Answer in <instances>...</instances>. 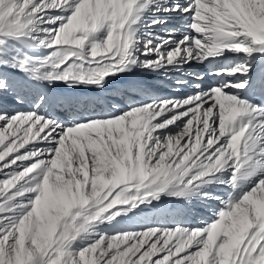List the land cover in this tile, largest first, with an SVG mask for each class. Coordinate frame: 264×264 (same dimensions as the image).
<instances>
[{
    "label": "snow or ice",
    "instance_id": "1",
    "mask_svg": "<svg viewBox=\"0 0 264 264\" xmlns=\"http://www.w3.org/2000/svg\"><path fill=\"white\" fill-rule=\"evenodd\" d=\"M0 264H264V0H0Z\"/></svg>",
    "mask_w": 264,
    "mask_h": 264
},
{
    "label": "bare ground",
    "instance_id": "2",
    "mask_svg": "<svg viewBox=\"0 0 264 264\" xmlns=\"http://www.w3.org/2000/svg\"><path fill=\"white\" fill-rule=\"evenodd\" d=\"M164 94H171V93L165 92ZM176 95H180V94L179 93H176ZM164 199H165V202H166V199L167 198H164ZM208 215L210 216V214H208ZM169 222H171V221L169 220ZM191 222L194 223V224H200L201 223L199 217L195 221H191Z\"/></svg>",
    "mask_w": 264,
    "mask_h": 264
}]
</instances>
